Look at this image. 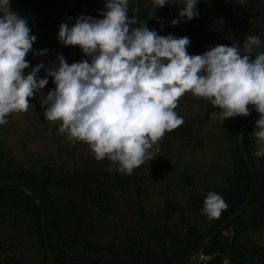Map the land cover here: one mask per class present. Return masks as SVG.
<instances>
[{
    "label": "clouds",
    "instance_id": "clouds-1",
    "mask_svg": "<svg viewBox=\"0 0 264 264\" xmlns=\"http://www.w3.org/2000/svg\"><path fill=\"white\" fill-rule=\"evenodd\" d=\"M198 2L172 0L183 4L172 26L198 17ZM151 3L157 9L169 0ZM128 9L129 0H105L102 19L80 16L71 27L59 26V43L79 47L91 62L69 65L57 54L58 64L45 70L55 89L44 96L49 81L38 73L45 65L24 75L36 36L28 21L11 10L10 0H0V126L10 114L26 113L33 107L29 101L41 93L44 119L57 125L59 135L86 144L96 161H110L108 171L131 175L153 160L151 150L167 132L184 123L175 109L191 93L219 109L211 113L213 119L247 117L248 106H254L260 118L251 134L257 145L253 154L264 157V52H256L260 38L248 35L242 48L239 42L216 45L193 56L187 52V36H160L146 24L133 27L139 22L128 18ZM226 208L223 197L209 191L202 214L218 219Z\"/></svg>",
    "mask_w": 264,
    "mask_h": 264
},
{
    "label": "rangeland",
    "instance_id": "rangeland-1",
    "mask_svg": "<svg viewBox=\"0 0 264 264\" xmlns=\"http://www.w3.org/2000/svg\"><path fill=\"white\" fill-rule=\"evenodd\" d=\"M65 1L85 3L89 8L91 3H95L93 0ZM136 2L139 4L140 0H129V19L136 18L130 11L136 10ZM203 6L205 9L198 17L190 21L184 18V24L176 26H172L171 18L168 23L163 21L161 13L165 12L166 8L162 9L164 11L152 10V20L146 26L160 36H187L190 39L187 52L193 56L202 55L216 45L232 46L239 42L242 48L248 35L260 38L261 46L256 52H264L262 0H243L240 4L225 7V10L211 5L210 1L205 2ZM103 8L99 6L95 13L86 16L102 19L100 13ZM175 11L179 17V11ZM83 15L78 14L79 17ZM78 16L72 17V23ZM34 17L37 18L35 22L39 21L38 25H30L29 28L30 34L36 36V41L32 51L26 56L30 67L25 70L24 75L43 63L45 68L40 70L38 77L47 78L49 81L42 90L46 96L49 91L55 89V85L51 77H46L45 70L58 64L57 54H61L69 65L83 60L90 63L91 58L79 47H65L59 43V26L66 21L62 9L56 12L45 10L44 14L37 11ZM65 23L69 27L72 26L69 22ZM138 26L140 25L133 27ZM45 49L48 52L44 56L34 54ZM29 102L33 107L26 113L10 114L7 117L8 123L0 126V151L15 159L21 170L51 168L50 187L44 189L49 195L57 194L60 188L57 175L63 177L65 172L75 173L84 161L94 157L86 144L69 141L66 135L58 134L56 124L44 119L41 93H37ZM175 111L184 118V123L167 132L154 146L151 150L154 152L153 160L137 168L143 177L127 185L105 188L104 191L97 190L99 188L94 186V198L81 207L89 211L92 223L99 229L101 237L115 238V242L123 248L133 251L142 249L145 243V237L142 235L164 226L168 228L170 236L166 238L164 247L155 248L152 253L160 255L179 249L181 244L176 237L185 233L187 227L182 225L178 215L164 212V201L181 204L182 197L178 188L180 175L188 172L200 177H213L214 170L221 176L230 172L229 141L224 121L218 116L215 119L210 118L211 113H219V109L213 108L206 100L186 93L180 98ZM186 217L202 231L209 224V218L200 212H189ZM222 235L227 234L223 232ZM0 241V264H6V261L11 264H37L42 257L40 246L29 235L27 226L12 217L0 218ZM239 248L248 257L264 261V227L252 230L250 240L242 242ZM223 258L229 264L228 256Z\"/></svg>",
    "mask_w": 264,
    "mask_h": 264
},
{
    "label": "trees",
    "instance_id": "trees-1",
    "mask_svg": "<svg viewBox=\"0 0 264 264\" xmlns=\"http://www.w3.org/2000/svg\"><path fill=\"white\" fill-rule=\"evenodd\" d=\"M27 1L33 0L11 1L12 6L18 9V15L26 20L30 16L29 10H32L25 8ZM212 1L216 5L222 2ZM32 3L30 7L35 6L34 2ZM248 107L249 116L224 120L229 141L230 172L221 176L214 170L213 177H200L184 172L178 179L181 204L170 200L164 201V212L178 215L182 225L187 227L185 233L176 237L181 247L172 252L160 255L152 253L153 249L166 245V238L170 236L167 227L161 226L144 233L142 235L145 237L144 247L133 251L119 246L115 238L101 237L99 229L92 223L89 211L81 209L83 204L94 198L92 197L96 193L94 186L99 188L97 190L104 191L103 189L108 187L127 185L143 177L137 169L131 175L110 172L108 171L110 161L107 159L99 162L88 159L75 173L65 172L63 177L57 175L60 188L57 194L49 195L44 187H50L51 168L41 167L37 171H24L19 168V163L15 159L0 151V182L9 181L22 186L40 202L44 213L46 239L54 264H173L185 257L202 239L231 216L248 195L250 174L238 151L237 143V133L241 125L258 113L254 106ZM257 120L243 131L245 153L255 172L252 198L242 213L228 225L232 234L224 236L219 233L203 246L202 253L212 256L208 264H224V256H228L229 264H264L262 259L258 261L255 260L256 257H248L239 248L242 242L250 240L252 230L264 227V157L258 159L254 156L257 145L255 137L251 135L256 128ZM209 191L221 195L227 208L218 219H209L208 226L202 231L186 216L189 212L202 213L203 201ZM2 217H12L27 226L29 235L42 251V257L37 264H46L39 231V213L33 201L12 187L0 186V218ZM6 264L11 263L6 261Z\"/></svg>",
    "mask_w": 264,
    "mask_h": 264
},
{
    "label": "crops",
    "instance_id": "crops-1",
    "mask_svg": "<svg viewBox=\"0 0 264 264\" xmlns=\"http://www.w3.org/2000/svg\"><path fill=\"white\" fill-rule=\"evenodd\" d=\"M11 1L12 0H10L11 10L18 14V9L12 6ZM93 1L95 3H91L90 8L85 3L84 4H82V3H71V2L67 3V1H65V0H33L30 2L27 1L28 3H27L25 8L26 9H29V8L32 9V10H29L30 16L27 17L28 27H30V25L37 24V22H39V21L35 22V19H37V18L34 17V14L37 11L44 14L45 10H48V12H56V10L62 9L63 15L66 16L65 22H69V24L73 25L75 20L72 23L71 19H72V17H76V15L78 16L79 13L84 14L85 16H86V14L95 13L94 11H96L99 6H101L102 8L104 7L103 9L105 10V5H104L105 1H103V0H93ZM209 1H210L211 5L218 6L220 8V10H225L226 9L225 7H231L230 6L231 4H233V5H235V4L237 5L238 3L240 4V2L238 0H231V1L222 0V2L218 5H216L212 0H199V2L197 4V10L199 13L205 9L203 6L205 4V2H209ZM237 1H238V3H237ZM32 2H34V5H35V6H33L34 8L30 7V4H31V6L33 4ZM134 5H135L136 10H130V11H132L133 15L136 16V18L139 22L138 25L150 24V22L152 20L151 17L153 15L152 10L164 11V10H162L164 8L167 9V10H165V12H167V14H165V12L161 13L164 22L167 21V23H168L170 18H171V20L180 19V17L177 16V12L175 10L180 11L183 8V4L172 3V0H169V4H166L164 7L157 8V9H153L151 0H140L139 4H138V2H136ZM141 5H143V6H141ZM262 5H263V0H262ZM72 10H73V13H72ZM174 11L176 13H174ZM143 13H144V15H143ZM170 13H173V14H171L172 16L170 15ZM146 14H148V15H146ZM174 16H176L178 18H176ZM78 18H79V16H78ZM43 20H44V18H43ZM171 20H170V22H171ZM183 24H184V19H181V22L178 25H183Z\"/></svg>",
    "mask_w": 264,
    "mask_h": 264
},
{
    "label": "water",
    "instance_id": "water-1",
    "mask_svg": "<svg viewBox=\"0 0 264 264\" xmlns=\"http://www.w3.org/2000/svg\"><path fill=\"white\" fill-rule=\"evenodd\" d=\"M258 118H260L259 113H256L253 116H251L246 122H244L241 125V127L239 128L238 133H237L238 151H239L244 163L246 164V167H247L249 174H250V185H249L248 195H247L246 199L243 201L241 206L231 216H229L222 224H220L217 228H215L210 235H208L204 239H202L198 243V245L192 251H190L185 257H183L180 261L175 262L173 264H185L186 262L191 260L193 257L200 254L202 252L203 246L205 244H207L209 241H211L214 237H216L219 233H223V232H225L226 234L230 233L231 230H230V228H228V225L233 220H235L238 215H240L242 213V211L244 210V208L247 206L248 202L252 198L253 190H254V184H255V172H254V169H253L252 165L250 164L249 159L245 153L244 142H243V131L245 130V128L248 125H250L252 122L256 121ZM0 186L12 187V188L24 193L26 196H28L33 201V203L37 207L38 213H39V231H40V238L42 241L43 252H44V256H45V262H46V264H54L53 260H52L51 253H50V247H49V244H48L47 239H46L45 228H44V213H43V208H42L40 202L37 200V198L29 190H27L26 188H24L22 186L15 184V183H12L9 181L0 182Z\"/></svg>",
    "mask_w": 264,
    "mask_h": 264
},
{
    "label": "built area",
    "instance_id": "built-area-1",
    "mask_svg": "<svg viewBox=\"0 0 264 264\" xmlns=\"http://www.w3.org/2000/svg\"><path fill=\"white\" fill-rule=\"evenodd\" d=\"M211 258V255L198 254L190 260L189 264H208Z\"/></svg>",
    "mask_w": 264,
    "mask_h": 264
}]
</instances>
